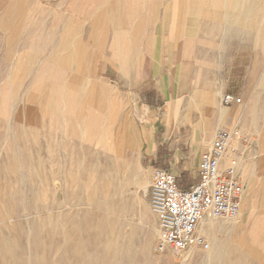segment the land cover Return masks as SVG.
<instances>
[{"label": "rangeland", "instance_id": "374dc122", "mask_svg": "<svg viewBox=\"0 0 264 264\" xmlns=\"http://www.w3.org/2000/svg\"><path fill=\"white\" fill-rule=\"evenodd\" d=\"M104 1L0 0V264H209L208 250L199 247L179 256L154 251L153 165L141 131L150 130L153 114L154 133L161 130L155 121L166 108L154 100L153 112L141 79L150 75L152 60L167 53L162 0H135L119 15L136 30L132 42L121 33L114 39L110 24L99 20L95 13ZM80 11L94 13L91 31ZM77 20L83 25L73 40L83 61L92 56L90 75L86 63L79 64L84 75H70V66L54 56L64 27H80ZM190 38L196 43L198 34L183 38L180 32L178 42ZM116 41L132 45L113 46ZM180 49H172L175 67L194 68ZM221 50L209 74L219 75L225 93L241 103L224 107L220 94L228 115L218 128L247 137L236 172L248 199L237 227L211 237V263L264 264V74L258 72L264 64L254 75L247 48ZM56 70L61 75H53ZM189 116L200 118L198 111Z\"/></svg>", "mask_w": 264, "mask_h": 264}, {"label": "crops", "instance_id": "0c3cea01", "mask_svg": "<svg viewBox=\"0 0 264 264\" xmlns=\"http://www.w3.org/2000/svg\"><path fill=\"white\" fill-rule=\"evenodd\" d=\"M134 3L135 0H105L99 5L100 10L95 14L98 13L99 20L110 24V29L116 33L114 39H118L120 33L130 42L135 39L132 33L135 29L130 26L131 23L119 17L125 8L132 7ZM162 4V23L168 25L169 39L161 47L166 48L167 53L164 54L162 50L161 58H154L153 36L151 72L150 75H143L141 84L144 98L151 102L153 112L155 100L166 108V113L155 121L156 128H161L157 133H154L153 114L150 130L143 126V138L146 137L145 152L153 165L152 170L159 168L168 171L175 177L179 189L188 190L198 180L199 159L211 144L213 128L223 127L224 116L228 115L219 102L220 94L226 92L224 83L218 80L219 75L209 74L216 68L213 63L220 61L223 54L221 49L247 48L251 53V71L254 69V75L258 70L264 74V66L258 70L256 67L257 64H264V0H162ZM79 14L87 16V30L91 31L93 19L89 15L94 16V13L80 11ZM77 22L81 23L80 20ZM68 25L58 39L54 56L59 62L70 66V75H84L79 71L80 63L87 64L86 74L90 75L92 56L88 55L85 61L82 60L81 45L74 42L72 35V32L82 29L83 24L78 28ZM180 32L183 38L198 34L196 43L194 38H190L188 43L180 44ZM130 45L132 43H113V46L122 48ZM180 47V57H192L196 65L194 68L175 67L171 53L172 49ZM215 48L218 50L213 51ZM137 56L142 58L143 50L139 49ZM53 75L61 74L56 70ZM174 105H179V108ZM192 111L199 112L198 120L190 116L186 118L187 112ZM220 111L224 112L220 114ZM182 127L190 130L181 132Z\"/></svg>", "mask_w": 264, "mask_h": 264}, {"label": "built area", "instance_id": "2783aa9c", "mask_svg": "<svg viewBox=\"0 0 264 264\" xmlns=\"http://www.w3.org/2000/svg\"><path fill=\"white\" fill-rule=\"evenodd\" d=\"M241 98L225 93L224 107L239 105ZM237 139V145L234 140ZM246 136L236 131L215 129L209 148L199 159L198 180L188 190L179 189L175 177L154 168L151 174L149 205L158 222V241L154 251L182 255L191 245L203 250L208 244L196 235L204 217L234 218L240 210L243 186L236 177Z\"/></svg>", "mask_w": 264, "mask_h": 264}, {"label": "bare ground", "instance_id": "6f19581e", "mask_svg": "<svg viewBox=\"0 0 264 264\" xmlns=\"http://www.w3.org/2000/svg\"><path fill=\"white\" fill-rule=\"evenodd\" d=\"M241 14V13H240ZM242 21V20H241ZM247 21H248V19H247ZM70 79V78H69ZM69 84L71 85V86H73L74 85V82L72 81V80H70V82H69ZM194 97V96H193ZM195 99V98H194ZM196 100V99H195ZM194 102V101H193ZM255 102V101H254ZM198 104V103H197ZM195 106V105H194ZM171 108V107H170ZM255 110V109H254ZM218 112V111H217ZM224 112V111H223ZM223 112H221L220 111V114L221 113H223ZM256 113V112H255ZM219 116V115H218ZM251 117V116H250ZM248 121V120H247ZM247 123V122H246ZM248 125V124H247ZM221 126V125H220ZM244 126V125H243ZM242 126V127H243ZM249 126V125H248ZM201 129V128H200ZM219 129V128H218ZM254 129V128H253ZM141 130H142V128H141ZM140 130V131H141ZM145 130V129H144ZM243 131V130H242ZM246 131V130H245ZM142 133H143V131H141ZM238 133V132H237ZM257 134H259V133H257ZM139 130H138V132L137 131H135L134 130V132L132 133V140H133V142L134 143H136V145L137 146H139V141H140V139L141 138H139ZM146 138V137H145ZM236 140L237 139H235L234 140V143H236ZM144 143V142H143ZM120 149V148H119ZM104 156V155H103ZM98 168H99V166H98ZM241 169V163H240V161L238 162V164H237V166H236V169H237V172H238V169ZM236 172V177H237V175H238V173ZM126 188V187H125ZM247 195H248V192H247V190H245V187H244V190H243V194H242V200H241V202H242V205L240 206L241 207V210L243 209V207H244V205H245V202H247V199H248V197H247ZM100 204V203H99ZM87 206V205H86ZM240 210V211H241ZM239 213H241V212H239ZM237 214V216L236 217H234V218H217V219H211V218H207V217H204L203 218V220H202V222H201V226H200V233L202 234V235H204L205 237H206V239L212 244L211 245V248L209 249V244H208V251L207 250H205V251H207L206 253H205V255H206V260H205V262L206 263H211V262H213L211 259H212V255H213V246H215V244L213 245V240H214V238H211V237H213V236H215L214 234H216V233H221V232H228V231H230V230H233L234 228H236L237 227V225L239 224V219H240V216H241V214ZM257 222H253V226H252V231L255 229V227L257 226ZM199 227V226H198ZM196 235L198 236V237H202V236H200L199 234H198V228H197V230H196ZM125 237V236H124ZM203 238V237H202ZM112 239V238H111ZM129 240V239H128ZM118 242V241H117ZM121 245V244H120ZM192 247H196V246H194V245H191L189 248H188V250L190 249V248H192ZM249 247V246H248ZM122 248V247H121ZM219 249V248H218ZM123 250V249H122ZM187 250V251H188ZM239 251V250H238ZM250 251H252V250H250ZM230 252V251H229ZM237 252V251H236ZM240 252V251H239ZM248 253V252H247ZM251 254V253H250ZM204 255V254H203ZM247 255V254H246ZM242 256H243V254H242ZM245 256V255H244ZM243 256V257H244ZM241 257V256H240ZM239 257V258H240ZM88 259V258H87ZM221 259V258H220ZM227 260V259H226ZM235 260H237V258L235 259ZM241 260V259H240ZM239 260V261H240ZM244 260V259H243ZM246 260V259H245ZM245 260H244V263L243 264H245ZM248 260V259H247ZM239 261H226L225 263L226 264H237V263H239V264H242V263H240ZM222 262V261H221ZM98 263V262H97ZM212 264V263H211Z\"/></svg>", "mask_w": 264, "mask_h": 264}]
</instances>
